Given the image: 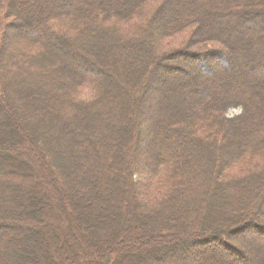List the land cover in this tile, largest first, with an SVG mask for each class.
Instances as JSON below:
<instances>
[{
	"label": "trees",
	"instance_id": "trees-1",
	"mask_svg": "<svg viewBox=\"0 0 264 264\" xmlns=\"http://www.w3.org/2000/svg\"><path fill=\"white\" fill-rule=\"evenodd\" d=\"M263 36L264 0H0V264H264Z\"/></svg>",
	"mask_w": 264,
	"mask_h": 264
},
{
	"label": "rangeland",
	"instance_id": "rangeland-1",
	"mask_svg": "<svg viewBox=\"0 0 264 264\" xmlns=\"http://www.w3.org/2000/svg\"><path fill=\"white\" fill-rule=\"evenodd\" d=\"M188 34H189V31L187 30V31H185V32H182V33H180V34H178V35H175L174 37H171V38H169V39H167L166 40V44L167 45H169V46H171V47H173V48H175V47H178V46H181L180 45V41H182L183 39H189V36H188ZM231 37H232V35L230 34L229 35V39L231 40ZM264 37V36H263ZM211 46H217V45H214V44H210V46L209 45H206V44H204V45H199V46H196V47H192L191 49L192 50H195V51H198V50H200V49H205V48H207V47H211ZM204 71V70H203ZM205 73H208V71H204ZM5 90H6V87H5ZM135 92V91H134ZM7 95H6V98L9 100V101H11L12 102V99H13V107L16 109V112L18 113V116H20V118L21 119H23V120H25V116H26V114L25 113H22L21 112V107L19 108V106H18V102H17V100H19V99H17L16 98V96L14 95H12V94H8V93H6ZM11 96H13V98L11 99ZM148 97L150 96V95H147ZM20 100H23L24 101V99L21 97L20 98ZM19 100V101H20ZM21 102V101H20ZM238 113H240V109H230L229 110V112H228V114L230 115V116H233V115H235V114H238ZM154 116V115H153ZM147 118V121H150L151 119H152V115H148V116H146ZM26 121V120H25ZM143 136H144V131H143ZM23 161H24V159H22ZM252 163V156H247L244 160H242L240 163H242V165H249V163ZM237 165H239V163L237 164ZM67 180V179H66ZM66 185L64 184V187H65ZM112 186V185H111ZM110 186V187H111ZM75 187H78V185H75ZM116 187H117V185H116ZM116 187H115V189H116ZM66 188V187H65ZM6 214H4V213H1L0 214V217H4ZM52 221V220H51ZM206 226V228H210V227H212L213 225L212 224H208V225H205ZM111 227V230H112V232H113V227L112 226H110ZM15 232H17L18 233V231L17 230H15ZM17 233H13L14 235H10V236H14V237H16V234ZM63 233H64V231H63ZM238 235V234H237ZM239 236V235H238ZM36 237H37V235H36ZM63 237L65 238V237H67L68 239L67 240H65L64 241V238H62V241H64V242H66V244L68 245V246H70L71 248H73V251H74V255H75V257L76 258H79V260L81 261V262H83V260H84V253L83 252H81L80 250H79V247L77 246V244H76V242L74 241V240H72V238H70V237H68V236H65V233H64V235H63ZM52 236H51V240H52ZM237 238V237H236ZM36 239V238H35ZM39 239H40V237H39ZM230 239V238H229ZM36 240H34V242H35ZM230 241H232L234 244H237V241L235 240V238H234V240L233 239H230ZM33 242V241H32ZM238 245V244H237ZM225 257L226 258H229L230 260H232V257H229L228 255H225ZM72 258H74V257H72ZM67 259V258H66ZM66 262H67V264H71V263H68L69 262V259H67L66 260ZM60 264H66L65 262H63L61 259H60V262H59ZM84 264V263H83ZM172 264H174L173 262H172ZM240 264V263H239Z\"/></svg>",
	"mask_w": 264,
	"mask_h": 264
},
{
	"label": "bare ground",
	"instance_id": "bare-ground-1",
	"mask_svg": "<svg viewBox=\"0 0 264 264\" xmlns=\"http://www.w3.org/2000/svg\"><path fill=\"white\" fill-rule=\"evenodd\" d=\"M184 60H186V59H184ZM214 244H217V243H214ZM207 245H208V243L198 244V245L196 246V248L206 247Z\"/></svg>",
	"mask_w": 264,
	"mask_h": 264
}]
</instances>
